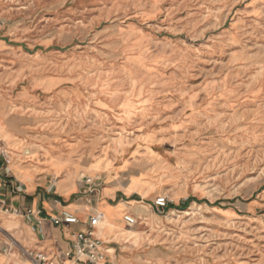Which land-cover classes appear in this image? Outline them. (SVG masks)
I'll return each mask as SVG.
<instances>
[{"label":"rangeland","instance_id":"rangeland-1","mask_svg":"<svg viewBox=\"0 0 264 264\" xmlns=\"http://www.w3.org/2000/svg\"><path fill=\"white\" fill-rule=\"evenodd\" d=\"M0 119L23 183L104 215L107 264H264V0H0ZM2 200L0 264H37Z\"/></svg>","mask_w":264,"mask_h":264},{"label":"crops","instance_id":"crops-1","mask_svg":"<svg viewBox=\"0 0 264 264\" xmlns=\"http://www.w3.org/2000/svg\"><path fill=\"white\" fill-rule=\"evenodd\" d=\"M2 142L7 144H3ZM18 142L21 141L14 138V133L12 132L9 121L7 122L0 119V151L12 149L19 154V156H21V153L24 155V151L20 149V144ZM12 144L17 146H12ZM6 154L10 162L13 160L12 157H16V155L11 156L10 153L7 152ZM24 164L31 169L29 184L23 183L14 169L10 168V164L4 165L0 158V196L3 199L1 202L4 205L7 204L9 208L16 207L21 210L28 208L40 210L39 224L33 225L35 223V218L31 219L33 223H30V221L23 216L30 223L34 231V236L31 235L32 237L28 242L29 248L32 252H43L51 255L55 252H61L70 245L68 241V231L84 229L87 226L88 220H83L85 222H82L80 219L84 218L85 215L82 199L74 197V186L71 182L66 181L61 184H56L55 182L57 187L53 188L51 185H46L45 181L42 182V180H37L39 174H37L26 162H24ZM93 185L94 183L90 186ZM133 193L132 191L129 195H133ZM122 202H126L125 192L118 188L111 190V188L106 187L101 191L100 198L95 203V208L101 205V211L114 219L117 210H110L108 212L105 210L107 207L113 208ZM63 210L71 212L77 217L79 222L77 224L53 225L49 220V216H55ZM91 216H96L98 218V225L100 219L102 220L104 218L101 212H97L96 215ZM90 217H88V219ZM97 232L98 226L95 230L96 235ZM99 237L102 238L101 236ZM67 262L70 264L71 261L68 260Z\"/></svg>","mask_w":264,"mask_h":264},{"label":"built area","instance_id":"built-area-1","mask_svg":"<svg viewBox=\"0 0 264 264\" xmlns=\"http://www.w3.org/2000/svg\"><path fill=\"white\" fill-rule=\"evenodd\" d=\"M0 158L4 165L10 163V159L5 151H0ZM84 183L91 185L92 180L85 178ZM154 206L157 210L163 209L166 206L165 198L158 197L154 201ZM5 211H11L13 214H21L26 219L33 223L31 219L35 218L33 225L39 224L40 210L32 209H19L6 207ZM50 222L59 226L61 224H77L79 221L75 215L71 212L63 210L55 216H49ZM123 220L128 225L136 223V218L131 214H125ZM98 226V218L91 216L87 221V226L84 229L68 231L69 247L65 251V256L74 260L75 262H81L85 264H107V249L105 242L101 240L95 233ZM35 262L37 264H55V262L48 257L46 253L38 252L35 256Z\"/></svg>","mask_w":264,"mask_h":264},{"label":"bare ground","instance_id":"bare-ground-1","mask_svg":"<svg viewBox=\"0 0 264 264\" xmlns=\"http://www.w3.org/2000/svg\"><path fill=\"white\" fill-rule=\"evenodd\" d=\"M125 204H127V202H122V203H119V205H125ZM101 207V206H100ZM116 207V206H115ZM113 210V209H112ZM115 211H116V209H115ZM118 218V217H117Z\"/></svg>","mask_w":264,"mask_h":264}]
</instances>
